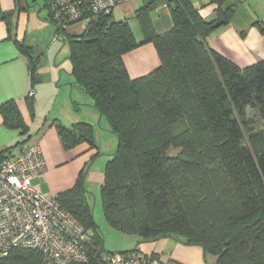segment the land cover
Here are the masks:
<instances>
[{"label": "trees", "instance_id": "obj_1", "mask_svg": "<svg viewBox=\"0 0 264 264\" xmlns=\"http://www.w3.org/2000/svg\"><path fill=\"white\" fill-rule=\"evenodd\" d=\"M159 1L137 10L141 43L130 23L114 20L113 13L84 22L81 35L67 34L64 41L72 86L93 99L118 137L101 189L105 217L114 229L144 241L171 238L201 247L217 264H264V61L241 68L212 50L207 37L216 22H206L191 0H164L175 27L157 35L151 13ZM213 1L219 20L229 23L235 7L223 11L227 0ZM6 18L0 7V20ZM61 32L56 29L58 37ZM145 43L155 46L160 66L131 79L123 56ZM17 46L32 59L31 47ZM30 68L35 85L38 61ZM29 107L34 115L33 98ZM0 113L8 128L29 133L16 102L3 104ZM57 132L65 151L83 143L95 148L90 124H59ZM86 176L57 199L92 233L94 255L106 250ZM130 252L144 255L121 253ZM47 263L32 249L0 258V264Z\"/></svg>", "mask_w": 264, "mask_h": 264}, {"label": "crops", "instance_id": "obj_2", "mask_svg": "<svg viewBox=\"0 0 264 264\" xmlns=\"http://www.w3.org/2000/svg\"><path fill=\"white\" fill-rule=\"evenodd\" d=\"M147 2V0L128 2L120 6L122 10L118 16L128 21L132 27L134 22H138L137 10ZM191 2L206 22L220 21L219 7L213 0H191ZM232 6L236 9L234 17L229 23L213 28L207 37L209 47L241 68L264 61V33L261 31L264 27V0H227L221 9L225 11ZM0 7L7 16L6 20H0V107L7 102H16L22 119L29 129L26 135L21 129L8 128L0 113V157L16 156L30 145H39L47 165L32 183L43 194L57 196L75 186L80 175L92 166L101 150L83 143L65 151L57 132V125L62 124L71 128L77 124L76 121L70 123L57 117L53 122L46 119L43 123H36L31 114L30 98H33L34 102L40 98L31 77L30 66L35 59L27 58L19 50L17 42L31 47L33 54L42 48H46L45 52H48V46L55 41L57 35L50 20L46 0H0ZM151 15L157 35L167 34L175 27L168 1L160 0ZM112 16L114 18V12ZM84 28L85 24L79 23L72 25L69 31L77 29L81 32ZM132 29L137 41L143 42L144 35L140 26L136 25ZM40 60L41 58L38 59ZM123 61L131 79L147 76L160 66L157 50L152 43L142 44L125 54ZM68 82L70 85L74 83V79L71 78ZM74 88L77 87L70 85L71 99ZM31 91L34 92L33 97H30ZM80 94L88 96L81 92ZM66 97L65 92L63 105L70 113L72 111ZM83 106L91 110H87L88 117L86 119L81 117L82 120H86L85 123L94 127L95 120L97 121L99 116L98 110L94 106ZM29 136L31 138L27 141ZM203 252L201 247L185 246L176 242L173 253L165 260L177 264H201L200 257Z\"/></svg>", "mask_w": 264, "mask_h": 264}, {"label": "built area", "instance_id": "obj_3", "mask_svg": "<svg viewBox=\"0 0 264 264\" xmlns=\"http://www.w3.org/2000/svg\"><path fill=\"white\" fill-rule=\"evenodd\" d=\"M133 0H47L55 29L67 31L73 24L110 15ZM58 40V36H55ZM34 92L31 91L30 96ZM39 145H30L16 156L0 160V254L17 248L37 250L50 264H176L153 255L91 254L92 233L85 230L59 203L32 181L46 168Z\"/></svg>", "mask_w": 264, "mask_h": 264}, {"label": "rangeland", "instance_id": "obj_4", "mask_svg": "<svg viewBox=\"0 0 264 264\" xmlns=\"http://www.w3.org/2000/svg\"><path fill=\"white\" fill-rule=\"evenodd\" d=\"M135 2L139 4L138 1ZM121 10L122 7L115 8L113 11L114 20H123L118 16L120 15ZM136 25H139V23L134 22L132 27L135 28ZM68 31L69 29L66 32H61L59 34L58 40L53 41L52 44L48 46V52H45L46 48H42L38 49L36 53L33 54L36 61L41 58V60L38 61L36 72L37 82L35 83V88L38 90L40 96V98L34 102L35 112L33 118L36 123H43L46 119L53 122L57 120V117L65 119V121L70 123H72L71 121L73 120L76 121L77 124L85 123L87 121L82 120L81 117H85L86 119L88 117L86 112L91 109L83 105L94 106L93 99L90 96L81 95L77 88L73 89L72 99L69 98L70 85H72V83L70 85L68 84L70 83L68 81L72 78L70 75L71 64L69 61V47L64 41L66 40L67 34L73 37H78L82 34L83 30L81 32L77 29ZM65 92L67 93L66 99L68 100L72 111L70 113L69 109L66 110L63 105ZM249 116L254 118V112L250 111ZM75 118L77 120H75ZM93 133L95 147L100 149L101 152L100 156L95 159L92 166L85 171L87 175L86 187L89 191L96 226L101 232L104 240L105 250L113 253H121L136 249L144 255L157 254L160 255L162 259H167L176 247L177 241L174 239L160 238L152 241H144L139 235L128 234L114 229L107 221L103 209L101 189L105 179L106 165L112 160V155L116 152L118 147V137L112 132L108 120L104 117H100V113L97 121L95 120ZM0 258H2L1 254ZM200 260L201 264H217L215 257L205 255L204 252L200 257Z\"/></svg>", "mask_w": 264, "mask_h": 264}, {"label": "water", "instance_id": "obj_5", "mask_svg": "<svg viewBox=\"0 0 264 264\" xmlns=\"http://www.w3.org/2000/svg\"><path fill=\"white\" fill-rule=\"evenodd\" d=\"M226 23L227 22L225 20H220L213 25V28H219L220 26L225 25Z\"/></svg>", "mask_w": 264, "mask_h": 264}]
</instances>
